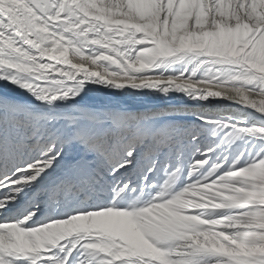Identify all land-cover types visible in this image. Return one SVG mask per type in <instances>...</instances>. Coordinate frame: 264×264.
Listing matches in <instances>:
<instances>
[{
    "label": "snow or ice",
    "instance_id": "obj_1",
    "mask_svg": "<svg viewBox=\"0 0 264 264\" xmlns=\"http://www.w3.org/2000/svg\"><path fill=\"white\" fill-rule=\"evenodd\" d=\"M224 2L0 0V80L40 101L75 96L94 81L175 89L259 113L256 123L200 113L199 124L154 128L147 123L154 114L74 105L36 113L0 97V264H264V60L255 51L264 20L252 0H226V14ZM244 25L246 38L219 40L222 30ZM187 53L216 65L215 74L149 71ZM217 129H227L223 145L254 138L227 167V157L207 166L215 146L199 147L201 133ZM161 163L165 179L146 182ZM185 164L186 183L177 189ZM130 169L138 183L125 176ZM121 216L134 237L91 223Z\"/></svg>",
    "mask_w": 264,
    "mask_h": 264
},
{
    "label": "bare ground",
    "instance_id": "obj_2",
    "mask_svg": "<svg viewBox=\"0 0 264 264\" xmlns=\"http://www.w3.org/2000/svg\"><path fill=\"white\" fill-rule=\"evenodd\" d=\"M195 0H191L189 7L193 6ZM225 3H222L224 7ZM226 14V13H225ZM255 15L264 20L262 15L255 13ZM264 16V15H263ZM251 31L249 26H245L244 29L239 28L235 33H225L223 30L218 34L219 40L224 41L225 39L231 38L237 42L246 38L248 32ZM207 35L205 40H207ZM256 54L264 60V36L260 38L256 46ZM202 57L195 53H187L179 56H173L168 58H162L157 61L156 66L149 70L153 74H160L162 76H175L179 73L188 75L193 69H196L194 78L198 79L202 76H211L216 72V65L211 63L201 64ZM199 65V67H197ZM0 97L6 98L7 100L15 103L24 105L30 108L36 113H53V112H69L72 110L71 106H76L81 109L90 110L93 112H111L113 114H154L147 121L152 127H159L165 123L176 122V123H188V124H199L197 115L200 113L208 114L213 118H217L223 115L225 118L228 116L232 117H243L244 123H256L259 113H255L251 108H241L239 105L232 104L230 101L221 98H208L207 100L193 99L189 95L182 91L170 89L168 92H162L159 88H132L131 85H125L121 88L109 86L108 84L96 83L94 81L84 82V87L75 95L65 97L63 99L58 98L56 101L51 103L47 101L38 100L32 93L25 89L9 84L5 80H0ZM251 113V115H249ZM201 127H205L201 125ZM211 128L212 125H208ZM227 129H217L216 139L219 141L216 147H220V138L224 136V132ZM202 133H209V131H203ZM246 137V136H245ZM249 137V136H248ZM204 135L199 137V147L201 150L205 147H214L215 141L206 142ZM216 140V141H217ZM234 146V145H233ZM195 145L190 148H186L183 153V159L185 161L190 160L192 152L194 151ZM235 148V147H234ZM250 148V147H249ZM218 148L214 147V151L209 153L210 159L208 165L210 166L213 162H220L218 157ZM237 150V149H236ZM244 150V149H242ZM68 152V158H71V151L66 149ZM143 149L137 150V158L140 163L144 161L139 160V157ZM217 151V152H216ZM231 153V151H230ZM232 157L234 153L230 155H224ZM195 158H200L199 154ZM227 163L223 167H227L230 163L227 159ZM206 166V167H207ZM52 172V169H48ZM187 171V165L185 164L184 174L181 175L178 183H184L185 174ZM129 179L135 177V182H139V175L130 169L128 173H125ZM195 178V177H193ZM165 179L162 163L157 165L153 173H149L148 180L146 182L154 181L159 184ZM47 183V181H44ZM182 186H179L180 188ZM177 188V189H178ZM28 190L33 191L34 189L29 188ZM151 193L146 191L142 197V202L147 201L150 198ZM94 226H103L117 228L129 235L130 238L134 237V225L126 217H111L104 221H93L91 222ZM20 238L17 237V242ZM4 245V238L0 237V247Z\"/></svg>",
    "mask_w": 264,
    "mask_h": 264
},
{
    "label": "rangeland",
    "instance_id": "obj_3",
    "mask_svg": "<svg viewBox=\"0 0 264 264\" xmlns=\"http://www.w3.org/2000/svg\"><path fill=\"white\" fill-rule=\"evenodd\" d=\"M225 2H226V0H225ZM222 8H223L224 13H227L228 7H227L226 3L224 5V7H222ZM257 9H261V11H257ZM252 11H253L254 14L257 13V14L262 15V17L264 18V16H263L264 15V0H252ZM245 26L247 27V25H244L243 27H241V29H244ZM232 33H235V31L232 32ZM201 134L204 135L203 139L206 142H210L211 140L216 142L215 143V148H218L217 149L218 150V157L220 156L221 157V158L219 157L220 159H225L226 156H224V155H230L232 153H234L236 155V154L240 153L241 151H243L242 149L246 150L249 147H251V145L254 142V138H252L250 136L248 137L246 135V137L244 136L243 138L237 140L231 146L222 144L220 147L219 146L216 147L218 145L219 141L216 139L215 136H212L209 133H201ZM230 151H231V153H230ZM227 159H229V161L231 162V157L228 158V156H227ZM185 183H186V181H184V183H182V184L181 183H177L175 187L178 188L179 186H183ZM25 191L31 192V190H28V189H25Z\"/></svg>",
    "mask_w": 264,
    "mask_h": 264
}]
</instances>
